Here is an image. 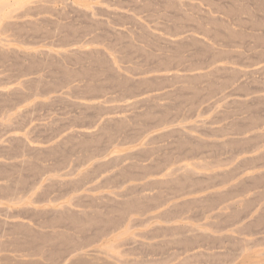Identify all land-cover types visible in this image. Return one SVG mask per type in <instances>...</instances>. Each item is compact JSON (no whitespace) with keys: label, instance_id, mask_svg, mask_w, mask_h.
<instances>
[{"label":"rangeland","instance_id":"rangeland-1","mask_svg":"<svg viewBox=\"0 0 264 264\" xmlns=\"http://www.w3.org/2000/svg\"><path fill=\"white\" fill-rule=\"evenodd\" d=\"M0 5V264H264V0Z\"/></svg>","mask_w":264,"mask_h":264},{"label":"bare ground","instance_id":"bare-ground-1","mask_svg":"<svg viewBox=\"0 0 264 264\" xmlns=\"http://www.w3.org/2000/svg\"><path fill=\"white\" fill-rule=\"evenodd\" d=\"M1 6V8H2V5H0ZM90 264H96L95 262H92V263H90Z\"/></svg>","mask_w":264,"mask_h":264}]
</instances>
